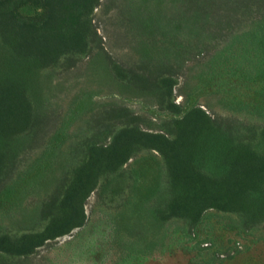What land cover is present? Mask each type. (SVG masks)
<instances>
[{"label": "trees", "instance_id": "1", "mask_svg": "<svg viewBox=\"0 0 264 264\" xmlns=\"http://www.w3.org/2000/svg\"><path fill=\"white\" fill-rule=\"evenodd\" d=\"M102 1L0 0V201L20 197L27 157L49 145L47 83L83 60L166 117L154 123L118 104L93 111L51 191L33 204L30 227L0 229V264H27L46 242L81 227L93 192L119 212L114 230L134 245L172 222L190 236L208 211L236 217L243 233L264 226V0H132L145 11L136 23L120 3L114 20L134 55L126 62L98 32ZM184 73L185 87L212 94L260 85L254 93L263 101L242 107L246 118L210 114L191 103L193 94L176 102Z\"/></svg>", "mask_w": 264, "mask_h": 264}, {"label": "rangeland", "instance_id": "2", "mask_svg": "<svg viewBox=\"0 0 264 264\" xmlns=\"http://www.w3.org/2000/svg\"><path fill=\"white\" fill-rule=\"evenodd\" d=\"M120 3V13L132 23H136L140 13H145L139 12L132 0H117L114 6L107 8L103 0L94 12V21L107 52L126 62L134 55L123 28L114 20ZM89 62L85 59L47 83V103L54 113V126L47 139L49 145L27 157L21 174L20 197L15 201H0V229L30 227L33 204L51 191L63 171V160L76 152L73 150L77 146L72 144L70 153L66 148L76 137L85 134L86 121L93 111L108 104H118L154 123L166 117L157 111L149 98L129 97L106 78H97ZM185 78L186 74L179 79L176 102L193 94L191 103H198L210 114L246 118L249 112L242 107L246 104L254 106L264 99L254 93L255 87L260 85L250 89L238 86L232 95L226 96L212 94L207 89L196 91L193 86L185 87ZM253 115L255 119L263 118L258 113ZM84 213L81 227L46 242L27 264H264V226L243 233L234 216L208 211L190 236L185 235L181 222H172L153 237L134 245L125 232L114 230V220L119 212L100 204L97 192L86 199ZM137 250L143 253H140L141 258L126 262L130 260L128 254H135Z\"/></svg>", "mask_w": 264, "mask_h": 264}]
</instances>
